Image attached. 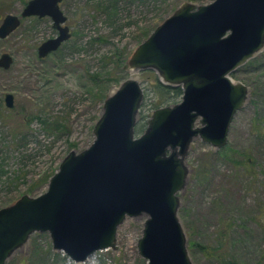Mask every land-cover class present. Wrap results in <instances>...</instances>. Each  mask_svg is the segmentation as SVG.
Listing matches in <instances>:
<instances>
[{"label":"rangeland","instance_id":"1","mask_svg":"<svg viewBox=\"0 0 264 264\" xmlns=\"http://www.w3.org/2000/svg\"><path fill=\"white\" fill-rule=\"evenodd\" d=\"M29 1L10 0L0 12L1 21L7 15L21 17ZM215 1L64 0L65 25L79 37L46 59L39 58L38 48L58 36L50 18L23 19L18 30L0 39V57L6 53L13 58L9 70L0 68L1 133L8 135L10 125L18 130L25 118L31 120L27 145L0 148V160H6L1 169L7 172L0 178V210L22 197L46 193L61 163L92 146L105 101L133 77L143 93L136 125L142 117L149 123L155 112L151 104L159 100L151 94V84L160 76L155 70L134 75L128 62L169 17L187 6L197 10ZM98 38L105 40L98 44ZM232 74L231 80L248 94L232 120L227 144L217 148L196 138L180 157L186 179L177 195V216L191 264H264V46ZM7 94L15 99L11 110ZM201 127L199 119L195 128ZM147 220L144 214L127 217L114 247L84 262L55 250L49 233H34L6 264H148L138 248Z\"/></svg>","mask_w":264,"mask_h":264},{"label":"water","instance_id":"2","mask_svg":"<svg viewBox=\"0 0 264 264\" xmlns=\"http://www.w3.org/2000/svg\"><path fill=\"white\" fill-rule=\"evenodd\" d=\"M63 1H29L21 17L2 20L0 39L18 30L22 19L50 18L59 35L44 42L38 56L56 53L72 37ZM263 46L264 0H216L169 17L128 63L136 71L155 70L164 85L182 86L181 103L156 110L136 137L142 88L135 80L121 85L104 103L92 146L61 163L46 193L0 210V264L34 233H49L55 250L84 262L114 247L127 217L143 214L148 220L138 248L148 264H191L177 216V195L186 179L180 157L196 138L217 148L227 144L248 94L230 75ZM12 64L9 54L0 57V68ZM5 104L14 108L12 94ZM199 119L203 127L196 129Z\"/></svg>","mask_w":264,"mask_h":264},{"label":"trees","instance_id":"3","mask_svg":"<svg viewBox=\"0 0 264 264\" xmlns=\"http://www.w3.org/2000/svg\"><path fill=\"white\" fill-rule=\"evenodd\" d=\"M9 4H10V0H0V12L7 10L9 8ZM24 5H27L26 2L24 3ZM72 37L78 38L79 35L78 33H75L74 36L72 35ZM104 40H105L104 38H98L94 40V42H98V44H100L101 41H104ZM77 45H78V42L76 41V43L74 44V47H76ZM147 73H154V71L147 70ZM151 85H152L151 94H153V97L159 98V100H156L153 104H151V109L153 111L161 109L162 107H167V106L176 104L177 100L179 98H182L184 94V91L180 86L178 87L167 86V85H164L158 79H156L155 83H152ZM2 120H4V118H3V114L0 112V121L2 122ZM140 120H141L140 126L136 125L135 130H134V133L136 136L144 133V130L146 126L148 125V117H142V119ZM23 121L24 122L26 121V122L23 123L22 126L18 130H16L17 128L15 129L10 125L9 134L5 136L3 135V133H1V130L4 129L3 127L4 122H2L3 125L0 126V148L1 149L5 147L6 150H9L11 148L27 145L28 138H29L28 131L30 130L31 120H29L28 118H25ZM142 121L144 122L143 126H141ZM22 128H27V129L20 130ZM25 131H27V133ZM0 162H6V160L2 158ZM1 165H0V178H3L4 176L7 175V172L2 171ZM17 177L19 176L17 175L16 178Z\"/></svg>","mask_w":264,"mask_h":264},{"label":"bare ground","instance_id":"4","mask_svg":"<svg viewBox=\"0 0 264 264\" xmlns=\"http://www.w3.org/2000/svg\"><path fill=\"white\" fill-rule=\"evenodd\" d=\"M132 70H133V69H132ZM136 72H137L136 70H133V71H132V73H133L134 75L136 74ZM230 77H231V75H230ZM131 80L134 81V80H136V79L133 77ZM232 82L234 83V81H232ZM234 84H235V83H234Z\"/></svg>","mask_w":264,"mask_h":264},{"label":"flooded vegetation","instance_id":"5","mask_svg":"<svg viewBox=\"0 0 264 264\" xmlns=\"http://www.w3.org/2000/svg\"><path fill=\"white\" fill-rule=\"evenodd\" d=\"M32 18H33V17H32ZM35 18H36V17H35ZM22 20H23V19H22ZM22 20H21V24H22ZM0 21H1V17H0ZM1 23H2V21H1ZM70 32H71V31H70ZM58 35H59V33H58ZM71 35H72V33H71ZM61 47H62V46H61ZM38 49H39V48H38ZM60 49H61V48H60ZM60 49H59V50H60ZM59 50H58V51H59ZM53 54H54V53H53ZM48 57H49V56H48ZM40 59H41V58H40ZM45 59H46V58H45ZM14 101H15V99H14ZM14 104H15V102H14ZM14 106H15V105H14ZM14 108H15V107H14Z\"/></svg>","mask_w":264,"mask_h":264}]
</instances>
